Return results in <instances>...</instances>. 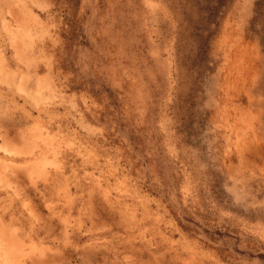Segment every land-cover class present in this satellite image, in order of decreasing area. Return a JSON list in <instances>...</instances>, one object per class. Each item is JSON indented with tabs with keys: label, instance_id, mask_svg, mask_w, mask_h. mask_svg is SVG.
Segmentation results:
<instances>
[{
	"label": "rangeland",
	"instance_id": "1",
	"mask_svg": "<svg viewBox=\"0 0 264 264\" xmlns=\"http://www.w3.org/2000/svg\"><path fill=\"white\" fill-rule=\"evenodd\" d=\"M0 264H264V0H0Z\"/></svg>",
	"mask_w": 264,
	"mask_h": 264
}]
</instances>
